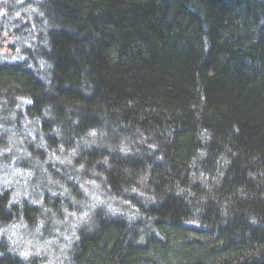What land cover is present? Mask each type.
Here are the masks:
<instances>
[{
	"label": "trees",
	"instance_id": "1",
	"mask_svg": "<svg viewBox=\"0 0 264 264\" xmlns=\"http://www.w3.org/2000/svg\"><path fill=\"white\" fill-rule=\"evenodd\" d=\"M21 1L0 110L42 136L1 128L0 167L37 194L0 188V227L63 214L60 264H264V0Z\"/></svg>",
	"mask_w": 264,
	"mask_h": 264
},
{
	"label": "rangeland",
	"instance_id": "2",
	"mask_svg": "<svg viewBox=\"0 0 264 264\" xmlns=\"http://www.w3.org/2000/svg\"><path fill=\"white\" fill-rule=\"evenodd\" d=\"M26 6L27 5L23 1L20 2V0H18V1H16V0H0V62H2L5 58H8L9 56H14L13 50H9V45H11L13 43L12 42L13 37H15V35L18 32L29 33L30 26H28L27 14L24 13V11H23L26 8ZM24 15L26 16V18H24ZM13 25H15L16 29L12 31L11 27ZM28 27H29V29H28ZM17 38H21V37L18 36ZM26 46H27V44L25 41H22L20 43V47L27 48ZM20 47L18 44V46H17L18 51H17L15 56L20 57V60H16V61L22 62L25 60L24 59L25 57L21 54L22 50H24V49H21ZM17 103L21 105V102L17 101L15 108H12V110L10 111V115L3 112L4 111L3 109L0 110V129L3 128L5 130H13L11 124H13V125L17 124V125H19V127L23 128L20 130H22L21 134H23L25 136V139L27 138V136H32V134L42 136V134H40L39 132L36 133L35 128L31 127V125H36V124H33V122L31 123L28 120L23 121L22 119L18 121V118L16 117L17 112H19L20 114H22L23 112H21L22 108H20V106ZM23 114H22V116H23ZM22 116H21V118H22ZM25 127H30V128L26 129ZM2 137L5 138V140H6V137H4V135L0 131V138H2ZM23 142H24V140L21 139L20 143H23ZM1 143L7 147V142H1ZM28 144H30V143H28ZM41 145H43V144H41ZM29 146L31 147L32 145L30 144ZM31 148L33 151L37 150V146H32ZM30 156H31V154H30ZM30 156L28 159H31ZM34 163H36V162H34ZM45 163H47V161ZM6 165L7 166H4L3 169H1V167H0V173L3 170V172H6V176H7L6 178H4V180L1 181V184H0L1 189L4 188V189L8 190V192H11V193L13 192L10 195H12L11 198L14 200H16L17 198L23 199V198H25V195L30 196V195H36L37 194V193L35 194V191H36L35 189H29V191H27L26 194H24V193L22 194V192L24 190H27L25 180H29L31 182L34 180V176L30 175V172L32 171V167L29 168L30 169L29 174L22 177V174L20 173V171H22L23 169L19 168V166H23V165L19 164V160H16L15 158L10 159L9 163ZM7 170H10L12 174L8 176ZM14 172H16V173H14ZM18 172L20 173L21 180L18 178ZM7 178H8L9 183L6 182ZM80 181H83V180H79V182ZM27 183L30 184V182H27ZM92 185H94V183H92ZM37 187H38V185H33V188H37ZM29 192H31V193H29ZM27 193H29V194H27ZM70 202H72V201H70ZM28 203L33 207L31 202L28 201ZM127 205H129V204H127ZM46 214H48V215H46L44 217L39 216L38 220L35 221L36 227H38L37 230L35 231V234L37 233L36 236H37V238H39V241L35 240V239H31V236H27V234H28L27 232L20 231V229H21L20 224L13 225L14 224L13 223L10 225H3L0 227V237L2 238L3 242H6V244L8 245L7 250H9V253L13 257L27 259V258H33V256L41 257V258H43L44 256H47V258H45L44 260L42 259L43 261H39V262L50 264V261L52 260V264H60L59 262L65 256V254H63L61 251H59V249L54 250V248H52V246L58 245L56 243V240H54L55 238L58 240H62L63 242H66V241H64L63 235H65V230L67 228H69V226H67L66 223H64V218H63V214H62V216L60 217V220L62 221V223L59 222V223H57L56 226H53L52 232H51V230L47 231L45 220L46 221L49 220V218H47V217L50 215V212H47ZM65 220H67L66 216H65ZM44 227H45V229H44ZM24 229L26 230L28 228L25 226L22 230H24ZM42 229H44V232L40 231ZM74 234H75V231H74L73 235ZM49 236H52V238H50L51 241L49 243H47L46 241H47V238H49ZM47 244H48V248H47ZM63 245H64V243L61 246H63ZM52 257L56 258V260L52 259Z\"/></svg>",
	"mask_w": 264,
	"mask_h": 264
}]
</instances>
